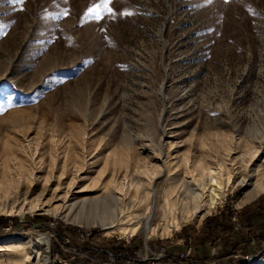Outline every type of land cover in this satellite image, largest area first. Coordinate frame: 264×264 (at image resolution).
Here are the masks:
<instances>
[{
  "label": "rangeland",
  "instance_id": "1",
  "mask_svg": "<svg viewBox=\"0 0 264 264\" xmlns=\"http://www.w3.org/2000/svg\"><path fill=\"white\" fill-rule=\"evenodd\" d=\"M101 3L0 0V264H264V0Z\"/></svg>",
  "mask_w": 264,
  "mask_h": 264
},
{
  "label": "bare ground",
  "instance_id": "2",
  "mask_svg": "<svg viewBox=\"0 0 264 264\" xmlns=\"http://www.w3.org/2000/svg\"><path fill=\"white\" fill-rule=\"evenodd\" d=\"M199 166L200 172L197 179L194 178L192 181L186 183L184 187L182 186V188H171L168 196L166 197L165 195L166 198L164 200V204L166 207L171 210H175L177 208H182L183 205L186 207L192 206L193 208H197L201 205L204 209H209L214 206L217 200H219L224 191L221 182L223 179L221 167L211 168L209 166ZM258 171L259 169H257V172ZM251 176L252 175H250L247 171L240 172L233 167L228 166L225 169V180L231 186H234L235 183L246 182ZM257 179H259V177H257ZM258 183L259 184L256 188L259 190V188L261 189L264 187V178ZM139 203H142L141 200ZM127 204L128 202L122 205L121 208H125V205ZM145 219H148V215Z\"/></svg>",
  "mask_w": 264,
  "mask_h": 264
},
{
  "label": "snow or ice",
  "instance_id": "3",
  "mask_svg": "<svg viewBox=\"0 0 264 264\" xmlns=\"http://www.w3.org/2000/svg\"><path fill=\"white\" fill-rule=\"evenodd\" d=\"M14 3H23L24 0H13ZM112 2V0H102V3L101 4H98L96 5L95 7H90L88 9V12L89 13H92V12H95L96 13V19H100V10H101V7H103V10L108 12L109 14L113 13V9L108 7V5ZM69 13H68V10L65 9L62 13H60V15L62 16H67ZM127 15V13H125Z\"/></svg>",
  "mask_w": 264,
  "mask_h": 264
},
{
  "label": "crops",
  "instance_id": "4",
  "mask_svg": "<svg viewBox=\"0 0 264 264\" xmlns=\"http://www.w3.org/2000/svg\"><path fill=\"white\" fill-rule=\"evenodd\" d=\"M244 212H245L244 218L246 219V210H244ZM260 213L263 215L264 212H260ZM261 214H254V213L247 214L248 216L252 215V219L255 220V222L260 226V228H258V231L264 229V216H262ZM258 215H261V218Z\"/></svg>",
  "mask_w": 264,
  "mask_h": 264
}]
</instances>
